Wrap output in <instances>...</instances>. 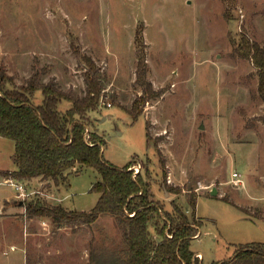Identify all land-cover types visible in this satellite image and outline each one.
<instances>
[{"label":"rangeland","instance_id":"1","mask_svg":"<svg viewBox=\"0 0 264 264\" xmlns=\"http://www.w3.org/2000/svg\"><path fill=\"white\" fill-rule=\"evenodd\" d=\"M242 32L264 46V0H0V67L17 86L44 70L41 82L54 78L84 96L86 64L74 50L90 56L103 95L88 127L104 138V158L118 167L131 162L149 176L164 208L172 210L174 200L200 220L191 250L202 253V264L221 263L241 245L264 243V103L255 66L237 50ZM138 50L160 95L134 120L128 109L143 92ZM32 102H43L41 90ZM70 106L63 101L59 109ZM14 151L15 141L0 136V169L17 168ZM233 172L243 183L231 182ZM65 174L57 183L32 181L35 194L26 199L0 176V264H25V256L28 264H86L91 249L120 246L110 213L76 230L28 216L25 203L36 199L69 210L96 205L91 188L100 173L77 164ZM165 178L178 193L166 191ZM151 231L156 235L154 223Z\"/></svg>","mask_w":264,"mask_h":264},{"label":"trees","instance_id":"2","mask_svg":"<svg viewBox=\"0 0 264 264\" xmlns=\"http://www.w3.org/2000/svg\"><path fill=\"white\" fill-rule=\"evenodd\" d=\"M142 40V33L137 30L138 46ZM237 50L255 66L257 95L264 103V46L242 32ZM74 52L86 64L84 96L76 95L72 87L62 88L54 78L41 82L44 70H35L25 84L17 86L14 77L0 67V136L15 141L13 159L17 166L0 173L19 180L42 177L56 183L61 179L66 181L65 173L77 164L93 167L100 173L101 180L91 188L99 193V198L88 211L69 210L40 199L25 203L29 217L48 218L57 228L67 226L76 230L93 224L103 213L112 214L121 231L122 243L108 250L91 249L86 264H201L191 250L200 220L191 221L174 200L172 210L164 208L163 203L154 198L148 175L144 176L141 171L135 174L130 169L131 162L118 167L106 160L102 152L104 138L97 132H87L89 114L99 108L103 86L94 60L79 50ZM136 73V82L143 92L128 109L134 120L143 114L148 101L160 95L147 78L148 66L142 50H138ZM38 90L43 94V102L35 105L32 96ZM63 101L71 103L65 111L59 109ZM261 119L264 120V116ZM147 138L150 139L149 131ZM158 153L162 156L159 148ZM160 162L166 177L162 157ZM163 183L166 191L179 192L180 188L169 186L166 178ZM190 200L195 213L197 198L192 196ZM153 223L156 235L151 231ZM213 264H264V243L241 245L233 259Z\"/></svg>","mask_w":264,"mask_h":264},{"label":"built area","instance_id":"3","mask_svg":"<svg viewBox=\"0 0 264 264\" xmlns=\"http://www.w3.org/2000/svg\"><path fill=\"white\" fill-rule=\"evenodd\" d=\"M88 131H89V127L87 128V132ZM130 169H132L135 174L137 173V168L130 167ZM4 181L5 183L14 186L16 188V194L21 199H26V197L31 196L32 193L28 190L27 186L24 183H22L19 179L12 176H7L4 178ZM231 182L237 186L243 183V179L240 177V175L237 172H233L231 177ZM14 247L15 246H12V248Z\"/></svg>","mask_w":264,"mask_h":264},{"label":"crops","instance_id":"4","mask_svg":"<svg viewBox=\"0 0 264 264\" xmlns=\"http://www.w3.org/2000/svg\"><path fill=\"white\" fill-rule=\"evenodd\" d=\"M2 170H8V169H0V172H1ZM11 170H14V169H11ZM0 176L3 177L4 175L0 173ZM34 180H37L39 183H41V182H44V181H49L50 179H42V177H35V178H32V179H24V180H20L22 183H24V184L27 186V188H29V191L32 193L31 196H34V194H35V192H32L33 190L31 191V189H30V188H31V187H30V186H31L30 184H31V182L34 181ZM37 192H38V193H42L41 190H39V191H37ZM31 196H30V197H31ZM8 201H10V200H9V199H6L5 202H8ZM4 204H5V203H4ZM42 221H43V220H42ZM43 223H44V225L46 226L47 221H43ZM62 228H67V226H64V227H62ZM195 256H198V257L201 256V257H202L203 255H202V253L197 252V253L195 254ZM199 258H200V257H199ZM24 263H25V264H28V260H27V257H26V256H25V261H24ZM201 264H202V263H201Z\"/></svg>","mask_w":264,"mask_h":264},{"label":"water","instance_id":"5","mask_svg":"<svg viewBox=\"0 0 264 264\" xmlns=\"http://www.w3.org/2000/svg\"><path fill=\"white\" fill-rule=\"evenodd\" d=\"M217 192H218L217 189L214 187V188L212 189V191H211V194H212V195H216Z\"/></svg>","mask_w":264,"mask_h":264}]
</instances>
